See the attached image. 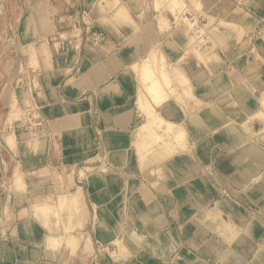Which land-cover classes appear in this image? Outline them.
I'll return each mask as SVG.
<instances>
[{"label": "crops", "instance_id": "obj_1", "mask_svg": "<svg viewBox=\"0 0 264 264\" xmlns=\"http://www.w3.org/2000/svg\"><path fill=\"white\" fill-rule=\"evenodd\" d=\"M193 1L185 0L188 14L210 33V42L194 50L198 54L176 37L183 26L174 14L156 10L153 0H0V26L2 19L7 21L4 35L15 47L31 45L38 64L31 97L39 112L41 142H30L27 127L16 126V152L10 157L27 177L51 175L42 182L27 181L22 193H11L5 226L10 233L0 228V264H102L104 251H118L115 238L128 244L130 227L140 239L138 264H264V250L260 256L256 251L258 240L264 241V40L258 31L264 0H230L236 6L223 17L208 14V8L195 12ZM120 3L133 25L115 18ZM162 12L174 44L167 43V31L157 25ZM242 17L258 38L238 23ZM81 18L116 37L100 47L83 44L84 26L72 27ZM239 27L241 34L235 30ZM213 50L218 62L208 61ZM151 51L157 63L163 58L183 68L189 81L187 94L171 80L175 93L164 110L170 119L182 117L189 145H196L187 156L197 168V197L186 198L189 190L178 185L172 159L142 169L129 147L145 119L137 105L140 74L131 66ZM101 165L106 171L99 170ZM212 169L223 181L217 182ZM54 172L63 177L59 189L51 178ZM77 191L79 211L65 208L57 218L51 210L47 219L32 209L31 203L57 201L59 194ZM214 207L219 219L202 221V210ZM249 214L258 222L245 234ZM66 227L80 232L76 249L66 244ZM52 228L60 242L48 249L44 236Z\"/></svg>", "mask_w": 264, "mask_h": 264}, {"label": "rangeland", "instance_id": "obj_2", "mask_svg": "<svg viewBox=\"0 0 264 264\" xmlns=\"http://www.w3.org/2000/svg\"><path fill=\"white\" fill-rule=\"evenodd\" d=\"M171 1L172 0H170L169 3L168 1L167 3L164 2L165 3L164 6L161 5L159 8L160 9L162 8L163 10L168 9L169 11L172 10L171 12L173 14L175 13L184 14L185 13L188 15L189 10L184 5V0L182 1L178 0L177 3L175 2V0H173L172 3ZM114 4H117V0H114ZM173 6L175 7V9ZM177 7L178 8L180 7L181 11L177 10L176 9ZM159 8H157L156 10H159ZM123 9L124 7L120 3V5L116 7V12L123 11ZM194 10L195 12L196 11L202 12L200 11L201 9L198 6H195ZM116 17L117 16L115 15V18ZM121 17L122 18H119V19H123V15ZM263 20L262 22H264ZM2 22L3 24H1L0 26V28L2 29V33H0V228L2 229V232L5 235L7 233L8 234L10 233L5 228V226L7 225V221L10 220V215H11L10 213L11 204H9L11 200V193L13 191L22 193V191L26 190L27 181L30 184H32V182L37 183V181L39 180H41L40 182H42L44 181V179H50L51 175H50V172L45 173V175L43 173H41L40 175H38L39 173H32L31 175H29V177H27V174L24 175V172L20 170L17 163L10 157L11 153L16 152V149H15L16 145L14 143V137H13V134L16 133V129H15L16 126H19V130H22L24 126L27 127L26 129L29 132L28 134L30 136L29 138L31 140L30 142H34V143L41 142L40 139H41L42 134L38 132V129H36V125H38L37 122L40 121V117L38 114L39 112H38V108L36 107V104L33 103L34 102L33 98L31 97V94H32L31 89L33 88L32 86L33 84L36 83L35 74H36V71L38 70V64L36 63V52L31 45H28L27 47H23V48H18L17 46L15 47V45L12 44V42L8 41L7 34L4 35L5 32H3L5 31L4 26L6 25L7 21H5V19H2L1 23ZM167 22L168 24L170 23L169 20ZM262 22H260V24H262ZM76 23L78 26H76ZM76 23H74V25L72 26L73 28L75 27L79 28V25L84 26L83 31H82L83 32L82 37H81L83 44L93 45L96 47L98 46L97 43H100V45H103V43L108 42L110 40H114V37H116V34L109 32V30L104 27L102 28L97 25L92 26V24L88 20L85 23L83 19L81 18ZM1 29H0V32H1ZM169 29H170V26L168 25L167 30ZM92 31L103 34V40H101L100 42H97V40H100V38L97 40H94L90 36V32ZM260 33H263V32L261 31ZM258 34L259 33L257 32L255 33L254 36L256 37V35ZM208 40L209 38H206L205 39L206 42H202V44H205V43L207 44ZM140 78H141L140 84H142L143 78L142 77ZM137 105H138V108H140L138 100H137ZM140 112L141 113L144 112L143 113L144 117L148 115L146 111L141 110ZM77 116L80 118H84L83 113L77 114ZM31 133L32 135L33 134L34 135L32 136ZM135 136H136V139L134 140L133 143L130 144L129 147L133 152L136 151L138 155V163L142 169L147 168L153 164H159L164 159H167V158L171 159L172 156L178 157L179 154H181V156L183 154V156L185 157L183 160H184V165H185L184 168L186 171L184 170V172H181V171L176 170L179 174L178 175V179H179L178 185L180 187L186 188V190H189L186 195V198L190 197L192 194H195V196L197 197L196 192L191 191V186L189 184L197 185L198 186L197 190H200L201 187H200V184L196 181L195 176H193L194 168L188 165L189 162L191 161L189 160L187 156L188 155L187 152L181 153L175 150L173 153L170 154V153H166L163 151H159V148L153 147L154 144H152V142L158 137V135H155V134L143 133V134L138 135L135 130ZM133 147L135 150L133 149ZM167 155H170V156H167ZM99 170L106 171V167L101 165L99 167ZM55 173L56 172L52 173L53 175L51 178L53 180V183L57 186L59 183L62 184L63 181L60 182L59 179H57ZM17 176L22 178L21 183H17V181L14 182V179L16 180ZM76 177H74L75 180L77 179ZM217 182H220V181L217 180ZM45 183L49 184V181ZM159 188H163V187H159ZM65 193L59 194L56 199L57 201L49 200L48 202L38 201L36 203L34 202L35 204L31 203L33 205L32 209L34 210V213L38 216L41 214L44 215L45 212L49 214L50 211L53 210L57 218H59L60 217L59 213L66 210L65 208H69L67 203L65 202V196H64ZM50 202H56V203L49 204ZM19 203H22L21 199L19 200ZM77 210H80V209L77 208ZM150 210L152 214H154V216H159L157 208L152 207L150 208ZM203 215L204 213L202 210V215H201L202 221L209 222V220L205 219ZM45 221L47 220L45 219ZM254 222H258V219L256 218L255 215L252 214V216L250 217V220L248 219V221L246 222L245 230H244L245 234L252 231V226ZM53 227H55L54 229L55 231H57V233L60 231L61 227L59 226V224H56ZM122 228L123 226L119 225L115 229V233H117L118 236H119V233L121 234ZM263 228H264V225H263ZM54 229L53 228L48 229L49 231L45 234L44 240L46 242V245L49 243L50 244L49 246L51 247L53 246L55 248L57 247L58 242H60V239L57 238L58 239L57 241L55 240V238L54 239L52 238L53 241H50V240H47V237H46L47 234H53L51 230H54ZM125 229L127 230L126 227ZM133 231L134 230L131 229L130 227V230H129L130 237L128 240V244L129 242H132L131 239H133L134 235H137L133 233ZM261 238H264V237L262 236ZM116 239L114 241H117V247L124 244V242L122 240H119V238H116ZM62 242H64V240H62ZM258 243L264 244V241L258 240ZM257 247H256V251L258 252L257 254H259L260 251L262 250L261 249L262 247H258V248ZM133 248L137 249L139 248V245ZM133 252L135 253L133 257L136 260L137 251L133 250Z\"/></svg>", "mask_w": 264, "mask_h": 264}, {"label": "bare ground", "instance_id": "obj_3", "mask_svg": "<svg viewBox=\"0 0 264 264\" xmlns=\"http://www.w3.org/2000/svg\"><path fill=\"white\" fill-rule=\"evenodd\" d=\"M169 3L170 0H153L155 5V8H159L161 5L164 6V2ZM173 1V0H172ZM171 1V3H172ZM180 1V0H179ZM182 1V0H181ZM175 2L177 3L178 0H175ZM255 2V1H254ZM170 3V4H171ZM145 4V3H144ZM174 4V2H173ZM193 6H198L202 11V9H207V13L208 14H212L213 16H219V17H223L224 13H227L228 11H231L232 9L235 8L236 5L232 4L230 0H219L217 3L214 0H194L193 1ZM81 5V4H80ZM167 5V4H166ZM176 5V4H175ZM174 5V6H175ZM183 5V4H182ZM184 5L186 6V2L184 0ZM137 6V5H136ZM173 6V7H174ZM177 6V5H176ZM175 6V7H176ZM166 7V6H165ZM172 7V9H173ZM174 7V9H175ZM182 7V6H181ZM187 7V6H186ZM82 8V7H81ZM132 8V7H131ZM144 8H146L144 6ZM149 9V7H148ZM160 9V8H159ZM177 10H180V7L176 8ZM172 11V10H171ZM181 11V10H180ZM174 12V10H173ZM179 12V11H178ZM184 12V11H183ZM190 12V11H189ZM147 13V12H146ZM194 13V12H193ZM204 13V12H203ZM109 14V13H108ZM117 17L116 19L122 18L121 16L123 15V18L125 21H129L132 22L131 18L126 16V11L125 9H123V11H118L115 14ZM175 17V22L177 21L178 24L183 26L182 32L180 33L179 31H176L175 35L176 37L178 36V38H180L181 42H183L184 44H187L189 46H191V48H193V51L195 50L197 51V48L199 46L202 45V42H206L205 39L206 38H210L206 26L200 24L199 22V18L195 15H190V14H174ZM205 14H203L204 16ZM211 15V16H212ZM101 16V15H100ZM173 16V15H172ZM201 16V15H199ZM206 16V15H205ZM202 17V16H201ZM153 18V17H152ZM115 19V20H116ZM173 19V20H174ZM169 18L167 17V15H165V13H160L159 17H158V22L157 25L160 27V29H162L163 32L168 33V35H165V40L167 41L168 44H174V33L172 31V29L170 28L169 30H167L168 25H170V23L168 24ZM117 21V20H116ZM186 21V22H185ZM209 21V20H208ZM246 18L242 17L241 20H239L238 23H240V25L242 24V27L245 25L247 26V29H249V33L253 34L252 36L255 35L256 31L255 29L253 30V27L250 26V24H248V22H245ZM174 22V21H173ZM262 22V21H261ZM205 23V22H204ZM237 23V24H238ZM144 24V23H143ZM210 24V23H209ZM110 25V24H109ZM133 25V22H132ZM234 25V24H232ZM259 28L258 31L259 32H263L262 36L260 34L261 39L264 40V22H262V24H259ZM154 26V25H152ZM157 26V27H158ZM236 26V25H234ZM156 28V27H155ZM134 30V29H133ZM175 30V29H174ZM235 30H238V32L241 34L242 33V28H236ZM257 31V32H258ZM236 32V31H235ZM234 32V33H235ZM166 34V33H165ZM238 35V34H237ZM259 35H256V37L258 38ZM140 37V36H139ZM162 37V36H161ZM251 37V36H250ZM100 39H103L102 37ZM210 40V39H209ZM101 41V40H100ZM99 40L97 42H100ZM155 41V40H154ZM105 42V41H104ZM210 42V41H209ZM251 43V42H250ZM74 44H76L77 47V42H74ZM98 46L100 47V43H97ZM158 45V44H157ZM204 45V44H203ZM96 46V47H98ZM137 46V45H136ZM184 46V45H183ZM202 47V46H201ZM205 47V46H203ZM208 47V46H207ZM219 47V46H218ZM209 48V47H208ZM183 49V48H182ZM214 49V48H213ZM220 49V48H219ZM207 50V49H206ZM244 50V49H243ZM183 51V50H182ZM194 51V52H195ZM208 51V50H207ZM206 51V52H207ZM222 51V49H221ZM108 52V51H107ZM195 52V53H196ZM79 53V52H78ZM133 53V52H132ZM194 53V54H195ZM198 54V53H196ZM210 57L208 59L209 62H218L219 61V56L218 54L213 50L210 53ZM138 55V54H137ZM147 55V54H146ZM240 55V54H239ZM186 56V55H185ZM201 57V56H200ZM202 58V57H201ZM161 63H157V58L154 54L153 51L150 52V54H148L143 60H141L140 62H135L131 67L134 68L139 74L140 77L143 78L142 80V84L138 90L137 93V100L139 103V109L140 111H146L147 112V116L144 117L145 119L142 121L141 124H139L136 127V133L138 135L143 134V133H151V134H155L158 135V137L152 142V144H154L153 147H158L159 151H163L166 153H173L175 150L178 152H190L192 150H194V148L196 147V145H192L191 143L189 145V141L187 138V131L183 125V123L181 122V118L179 117L177 119H170L168 116V113H165L166 111L164 110V106L166 107V103L167 100L169 99V94H174L175 91L173 89V87L171 86V80L175 79L177 81V83L179 84V86L182 87V91L183 93H189V81L184 73V69H180L177 68L176 65H172V64H167L164 62L163 58H161ZM229 60V59H228ZM75 62V61H74ZM180 62V61H179ZM229 62V61H228ZM84 64V63H83ZM201 64V63H200ZM180 65V64H179ZM197 65V64H195ZM122 66V65H121ZM109 67V66H108ZM112 69V68H111ZM220 69V68H219ZM206 71V70H205ZM226 71V70H225ZM217 72V71H216ZM219 72V71H218ZM211 77V76H210ZM68 78V77H67ZM208 85V84H207ZM137 86V85H136ZM138 87V86H137ZM213 87V86H211ZM214 88V87H213ZM181 89V88H180ZM227 89V88H226ZM212 90V89H211ZM222 90V89H221ZM224 90V89H223ZM228 90V89H227ZM204 91V90H203ZM217 91V89H216ZM213 92V91H212ZM238 92V91H236ZM178 93V92H177ZM69 94V93H68ZM77 94V93H76ZM79 94V93H78ZM230 95V94H229ZM180 96V95H179ZM202 97V96H201ZM261 97V96H260ZM206 98V97H205ZM173 100V99H172ZM179 100V99H178ZM230 100V99H229ZM232 100V99H231ZM206 101V100H205ZM210 101V100H209ZM264 101V99H263ZM174 102V101H173ZM179 102L182 104L181 99L179 100ZM195 102V101H194ZM203 102V101H202ZM212 102V101H211ZM240 102V100H239ZM225 103V102H224ZM264 103V102H263ZM185 104V103H184ZM199 104V103H198ZM216 104V103H215ZM218 104V103H217ZM210 105V104H208ZM179 106V105H178ZM186 106V105H185ZM222 106V105H221ZM158 107V108H157ZM188 107V106H187ZM181 109V108H180ZM232 109V108H231ZM230 109V110H231ZM229 110V111H230ZM181 111V110H180ZM264 111V110H263ZM191 112V111H189ZM194 112V111H193ZM192 112V114H193ZM214 112V111H213ZM218 112V111H217ZM224 112V111H223ZM236 112V111H235ZM144 112H142L143 114ZM171 113V112H170ZM183 113V110H182ZM231 113V112H230ZM233 113V112H232ZM80 114V113H78ZM166 114V115H165ZM144 115V114H143ZM217 115V113H216ZM184 116V114H183ZM225 116V115H224ZM230 117V116H229ZM185 118V117H184ZM236 118V116H235ZM189 119V118H188ZM187 119V120H188ZM196 121V120H195ZM234 121V120H232ZM236 121V120H235ZM197 123V122H196ZM227 123V122H226ZM217 124V123H216ZM219 124V123H218ZM240 125V124H239ZM214 127V126H213ZM220 127V126H219ZM205 128V127H204ZM233 128V127H232ZM34 133V132H32ZM31 133V135H32ZM34 135V134H33ZM32 135V136H33ZM153 136V135H152ZM203 137V136H202ZM246 137V135H245ZM148 139V138H147ZM194 139V138H193ZM194 141H196L194 139ZM257 141V140H256ZM151 144V143H150ZM133 146V145H132ZM134 149V147H133ZM135 150V149H134ZM251 152L252 150L249 149ZM226 151V150H224ZM260 151H258L257 153H259ZM256 153V154H257ZM186 154V155H187ZM255 154V156H256ZM260 154H257V156H259ZM170 156V155H167ZM263 154L260 156L262 157ZM254 157V156H253ZM185 157L181 156V154L178 155V157H173L172 156V161H170V163L174 166L175 170L177 171H181L184 172L185 170V165H184V159ZM251 158V157H250ZM201 160V159H200ZM211 164V163H210ZM189 166H192L194 169L196 168V165L193 164L192 162H189L188 164ZM260 165V164H259ZM262 165V164H261ZM260 165V166H261ZM104 166V165H103ZM197 169V168H196ZM186 171V170H185ZM23 172V171H22ZM212 172L216 174L217 176V180L219 181H223L222 177H220V175H218L216 172L213 171ZM57 179H59L60 182L63 181V177H61L60 175L57 174V172L55 173ZM211 174V173H210ZM257 176V175H256ZM193 178V177H192ZM258 179V178H257ZM21 177L16 178V180L14 179V182L17 181V183H21L22 181ZM261 180V178H260ZM182 183V182H181ZM248 183V182H247ZM60 184V183H59ZM61 185V184H60ZM191 186V191L192 192H197V185L194 184H189ZM77 189V188H76ZM248 195V194H247ZM65 202L67 203L69 209H74L75 211L78 208V201L80 200V192H66L65 193ZM200 196V195H198ZM203 196V193H202ZM257 202V201H256ZM206 205V204H205ZM79 211V210H78ZM57 213V212H56ZM204 215L203 217L207 220H209L210 223H215L217 219H219V214H218V209L217 208H211V209H204L203 211ZM47 212L44 213V215H46ZM250 215V214H249ZM252 216V215H251ZM250 216V217H251ZM46 218L48 219V216L46 215ZM257 218V217H256ZM46 219V220H47ZM29 220V219H28ZM250 220V219H249ZM18 225V224H17ZM223 227H224V233L226 232L227 229H225L227 226L224 225L223 223ZM6 233V231H5ZM78 234H80V232L78 230H73L71 231V227H66L65 228V232H64V239L66 240V244H68V246H70L71 250L72 249H76L77 248V238H78ZM47 240L53 241L52 238L58 241V236L55 234H47ZM116 239V238H115ZM117 240V239H116ZM132 242H129V244L124 243L122 245H120L119 247H117V241H114L112 244L116 247L115 250L116 251H111V252H107L104 251L103 253V262L102 264H137L135 258L133 257L135 255V253L133 252V250L138 251L136 248L133 247H137L138 246V242L140 241L138 235H134L133 239H131ZM90 240L88 239L87 244L89 245ZM50 244L48 243L46 245V247L49 249L51 248V246H49ZM87 245V246H88ZM34 246V245H33ZM31 246L32 249H34L35 247ZM53 247V246H52ZM258 247H262L261 249L264 250V244H259ZM71 252V251H70ZM69 252V253H70ZM74 252V251H73ZM262 254V252L260 254H258L259 256ZM57 264V263H56Z\"/></svg>", "mask_w": 264, "mask_h": 264}, {"label": "built area", "instance_id": "obj_4", "mask_svg": "<svg viewBox=\"0 0 264 264\" xmlns=\"http://www.w3.org/2000/svg\"><path fill=\"white\" fill-rule=\"evenodd\" d=\"M90 36L94 39V40H97L99 38H103V34L99 33V32H90ZM100 40H103V39H100ZM99 40V41H100ZM98 41V40H97Z\"/></svg>", "mask_w": 264, "mask_h": 264}]
</instances>
